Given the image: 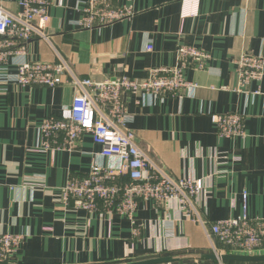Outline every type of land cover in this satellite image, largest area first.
Segmentation results:
<instances>
[{"label": "crops", "instance_id": "0c3cea01", "mask_svg": "<svg viewBox=\"0 0 264 264\" xmlns=\"http://www.w3.org/2000/svg\"><path fill=\"white\" fill-rule=\"evenodd\" d=\"M19 1L0 0V5L18 12ZM87 1L64 0L60 7L59 0H50L46 29L81 78L103 82L126 75L143 80L153 68L175 66L180 46L209 54L205 69L193 66L185 72L186 80L197 86L192 91L167 98L141 92L124 96L132 118L127 129L171 177L204 181L200 213L209 222L240 216L245 192L248 216L264 218V79L240 89L234 64L243 54L264 58V0H199L198 13L187 18L182 16L186 0H133L132 18L82 30L78 22ZM56 61L51 46L34 39L23 54L0 65V82L13 78L20 64ZM74 95L70 85H0V234L24 237L11 264H130L214 254L203 230L186 219L177 202L166 207L141 202L135 217L140 239H133L130 221L120 215L64 207L60 193L70 173L83 177L92 164L121 167L119 159L96 154L99 148L90 135L72 153L33 152L41 123L59 116ZM233 113L243 114L245 135L222 139L213 117ZM219 248L221 256L242 255Z\"/></svg>", "mask_w": 264, "mask_h": 264}, {"label": "built area", "instance_id": "2783aa9c", "mask_svg": "<svg viewBox=\"0 0 264 264\" xmlns=\"http://www.w3.org/2000/svg\"><path fill=\"white\" fill-rule=\"evenodd\" d=\"M121 1L88 0L81 10L79 28L94 30L132 18L135 15L133 0H124L126 4L123 5ZM58 5L64 6V0H59ZM19 6L20 11L10 12L0 5V65L11 56L23 54L25 45L34 39L49 44L57 61L20 64L13 78L0 85L9 83L23 88L70 85L75 91L69 107L59 116H51L41 123L39 144L33 152L72 153L83 136L90 135L94 146L99 148L98 156L117 158L121 162L118 170L92 164L83 177L70 173L60 193L64 207L120 215L130 221L133 239H140L141 226L135 218L139 204L150 201L166 207L170 202H177L186 219L203 230L217 257L223 253L219 246L245 256L263 253L264 218L248 216L246 192L240 216L209 222L200 213V196L206 189L204 181L171 177L140 148L134 134L127 129L132 118L127 112L124 96L141 92L148 97L167 98L192 91L197 86L186 80L185 72L193 66L205 69L209 54L180 46L175 66L153 68L143 80L121 75L96 82L78 76L53 46L46 32L50 23V0H20ZM198 7L199 0H186L183 18L196 15ZM147 50L152 51L153 47L149 46ZM234 64L240 89L264 79L263 57L243 54ZM213 122L222 139L245 135L243 114L214 116ZM234 160L240 161V158ZM23 240L21 235L0 234V264H11Z\"/></svg>", "mask_w": 264, "mask_h": 264}, {"label": "water", "instance_id": "95a60500", "mask_svg": "<svg viewBox=\"0 0 264 264\" xmlns=\"http://www.w3.org/2000/svg\"><path fill=\"white\" fill-rule=\"evenodd\" d=\"M168 174V173H167ZM201 260H220L226 262H239V263H258L264 262L263 256H244V255H224L217 257L215 254L202 255V254H183L178 256L160 257L142 262L130 263V264H174L183 261H201Z\"/></svg>", "mask_w": 264, "mask_h": 264}]
</instances>
